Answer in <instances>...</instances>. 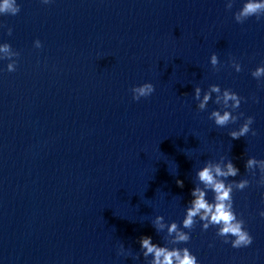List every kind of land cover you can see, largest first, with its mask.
Returning <instances> with one entry per match:
<instances>
[{
  "label": "clouds",
  "instance_id": "1",
  "mask_svg": "<svg viewBox=\"0 0 264 264\" xmlns=\"http://www.w3.org/2000/svg\"><path fill=\"white\" fill-rule=\"evenodd\" d=\"M43 4H48L51 0H41ZM233 8V0H227L226 9ZM20 6L16 0H0V14L3 15H17L20 12ZM250 17H256L257 20L264 17V0H244L239 10L234 13V19L237 23L243 24ZM4 27V25H0ZM7 34H12V28H7ZM36 48H41L40 40L34 41ZM20 54L14 51L9 43L0 44V59H7L10 62L7 64V71L14 72L16 70L17 61L13 57H18ZM210 63L213 68H217L219 64L218 56L213 53L210 57ZM231 66L236 72L242 70L240 63L235 59L231 61ZM253 78L258 81L264 77V66H258L251 72ZM132 99L139 101L141 98H148L155 91V86L150 82H145L141 85H135L130 89ZM202 90L199 86L194 89V99L198 101V109L200 111L206 110L209 101L212 100V94L215 93L214 103L221 106V110H213L209 115V119L213 120L218 127H226L230 123H236L244 113L240 112L238 115H233L239 109L244 97L239 96L231 89H221L217 84L209 86L208 90L201 95ZM254 123V118L248 116L244 119L243 124L238 130H231L228 135L232 140H238L245 137L249 132L253 136L256 135L255 130L250 126ZM245 169L253 176L256 175V170H259L260 179L258 184L264 185V159H256L250 157L245 162ZM239 175V169L234 165L231 159L221 165V163L213 164L207 161L205 165L200 168L197 173L199 185L194 187L191 191L193 199L189 202L186 208V215L182 221V228L188 229L184 231L176 223H164L163 216H156L153 227L157 232L164 231L167 228V236L171 237L168 244L178 245L187 243L190 240V230L194 228L197 223V218L202 222V230H207L210 226L217 227V236L224 239V243H231V247L239 249L248 247L253 243V237L245 228V221L237 217L233 209L232 193L235 190H243L249 186L248 179H240L239 181H228L230 177ZM178 187L183 188L182 180L177 179ZM202 185V187H201ZM208 191L213 193V200L210 202L206 199ZM264 217V211L260 213ZM229 237L232 239L229 241ZM140 250L144 258L152 257L148 264H199L197 257L190 252L187 247H168L153 243L150 236H141L139 239ZM124 253V245L121 244L119 254Z\"/></svg>",
  "mask_w": 264,
  "mask_h": 264
}]
</instances>
